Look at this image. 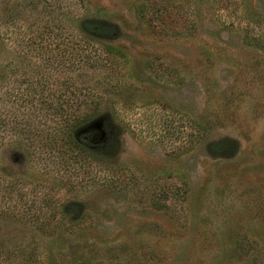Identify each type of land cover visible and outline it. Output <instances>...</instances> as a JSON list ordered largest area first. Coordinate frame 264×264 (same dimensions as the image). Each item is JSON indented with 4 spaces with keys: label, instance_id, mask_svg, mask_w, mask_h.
<instances>
[{
    "label": "rangeland",
    "instance_id": "374dc122",
    "mask_svg": "<svg viewBox=\"0 0 264 264\" xmlns=\"http://www.w3.org/2000/svg\"><path fill=\"white\" fill-rule=\"evenodd\" d=\"M0 264H264V0H0Z\"/></svg>",
    "mask_w": 264,
    "mask_h": 264
},
{
    "label": "trees",
    "instance_id": "16d2710c",
    "mask_svg": "<svg viewBox=\"0 0 264 264\" xmlns=\"http://www.w3.org/2000/svg\"><path fill=\"white\" fill-rule=\"evenodd\" d=\"M95 33H102V30L106 29L104 25L101 24H96ZM92 26V27H94ZM110 49V48H109ZM38 86H41V89H45L44 84L42 83ZM80 89V94L79 96L74 93V95H70L67 98H65L64 93L69 92V88L66 89L63 93L59 94V102L60 105H55V102L53 103L50 101L47 97L42 96L43 94L39 95H34L33 97H26L25 100V108L30 111L29 112V118L32 120L31 126L27 128H23L21 131L25 132L27 137H31V135H36L37 133H41L45 130H48L51 132V134H54L52 137L54 138L55 141H59L60 144L62 143V148L60 150V153L63 156H76L80 157L82 155V152L87 151V148L83 144H88L90 132L88 135H85L82 137L80 142L76 140L73 135L75 130L80 128L81 126L87 124L89 121L92 119L96 118L98 116V111H97V106L94 107V109H90L89 112L87 113H80L75 110L74 108H79L82 109L85 106L90 107L91 106V98L86 95H82V89ZM23 100V101H24ZM90 102V103H89ZM76 106V107H75ZM32 117V118H31ZM38 123V124H37ZM51 123V124H50ZM52 123L55 124L52 127ZM3 124H8L7 121H4ZM44 126L42 129L41 127L37 126ZM29 133V135H27ZM36 133V134H35ZM32 138V137H31ZM68 140L70 143H68ZM74 148L76 150H72L69 147H64L65 142ZM64 142V143H63ZM66 143V144H67ZM71 146V148H73ZM72 150V151H71ZM65 158V157H64Z\"/></svg>",
    "mask_w": 264,
    "mask_h": 264
}]
</instances>
